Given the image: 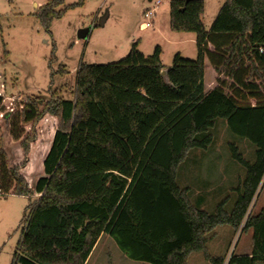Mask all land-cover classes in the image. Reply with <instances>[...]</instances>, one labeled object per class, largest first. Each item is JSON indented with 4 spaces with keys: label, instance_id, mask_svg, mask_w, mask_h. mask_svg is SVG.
<instances>
[{
    "label": "trees",
    "instance_id": "16d2710c",
    "mask_svg": "<svg viewBox=\"0 0 264 264\" xmlns=\"http://www.w3.org/2000/svg\"><path fill=\"white\" fill-rule=\"evenodd\" d=\"M82 4L45 0L36 18L49 33L53 20ZM202 12L201 0L170 1V29L195 35L197 57L176 54L169 84L159 48L146 58L136 42L118 62L80 64L69 100L49 88L47 99L8 102L0 117V196L35 197L11 264H85L101 235L137 262L187 264L201 252L224 264L206 249L220 226L252 230L250 255L232 254L226 264H264V208L248 213L264 176V0H225L209 31ZM6 90L0 76V111ZM217 120L252 144L254 158L227 144L245 175L231 210L224 199L209 213L191 203L176 175L190 151L212 144ZM44 132L51 135L39 154L41 174L30 180L22 171ZM6 133L18 142L14 155L3 146Z\"/></svg>",
    "mask_w": 264,
    "mask_h": 264
},
{
    "label": "rangeland",
    "instance_id": "374dc122",
    "mask_svg": "<svg viewBox=\"0 0 264 264\" xmlns=\"http://www.w3.org/2000/svg\"><path fill=\"white\" fill-rule=\"evenodd\" d=\"M83 0L79 7L68 10L60 19L53 20L49 33L36 18L38 9L45 0H0V76L6 81V101L0 117L8 108L9 101H20L28 97H49L47 90L56 91V96L73 98L76 73L80 64L106 65L118 62L137 42V50L146 58L156 48L160 50V62L167 68L173 57L195 60L197 50L193 33L173 32L169 26L171 0ZM201 21L208 31L225 0H201ZM78 0H64L72 5ZM153 9L155 16L149 20L152 27L144 26L143 14ZM105 17L104 24L98 25ZM85 31V36H81ZM54 56V60H52ZM51 64V69L49 65ZM63 68L64 72L58 73ZM51 73L52 76H51ZM207 70L205 81L209 83ZM223 121L217 120L215 130L210 133L213 142L207 150H192L177 169L176 182L180 188H188L192 204L201 195L206 198L204 211L212 213L215 206L226 199L225 211L229 212L237 199V189L242 182L245 169L234 161L228 143H234L247 161L254 158V147L247 140L229 135ZM2 125V124H1ZM2 131H5L2 126ZM50 133H43V145L31 152L30 163L22 173L28 179L41 174L39 154L48 148ZM3 146L12 155L18 142L7 133L2 135ZM222 165L226 167L222 170ZM230 165V167H227ZM235 167H233V166ZM233 169V170H232ZM239 178V179H237ZM35 197L0 196V264H11L13 254L21 236L23 211ZM264 208V176L249 206V214H257ZM214 240L208 237L207 250L213 257L249 252L252 230L243 231L242 226L234 231L229 226L215 228ZM231 238V239H230ZM228 244H230L228 246ZM222 250L224 253H222ZM87 264H147L128 259L115 241L103 235ZM189 264H210L203 253L191 255Z\"/></svg>",
    "mask_w": 264,
    "mask_h": 264
},
{
    "label": "crops",
    "instance_id": "0c3cea01",
    "mask_svg": "<svg viewBox=\"0 0 264 264\" xmlns=\"http://www.w3.org/2000/svg\"><path fill=\"white\" fill-rule=\"evenodd\" d=\"M217 16V15H216ZM216 18V17H215ZM209 31V30H208ZM195 41V40H194ZM216 126H217V123H216ZM216 126H215V128H216ZM222 126L223 127H225V129H226V125H225V123L223 122L222 123ZM202 151H205V150H202ZM220 165L222 166V170L221 171H225L226 169V167H224V165H222V162H220ZM233 166V165H232ZM227 167H230V165H228ZM233 167H235V166H233ZM233 170V169H232ZM237 179H239V178H237ZM188 189V188H187ZM196 204H199L200 205V208L203 210V206L206 204V198L204 197V195H201L200 197H198L197 198V200H196ZM216 234L214 233V231L212 232V234L209 236V238H211V240H214L215 238H216ZM102 237H103V235H101L100 236V238L98 239V241H97V243L95 244V246H94V248H93V250H92V252L96 249V247L98 246V244L100 243V241H101V239H102ZM231 239V238H230ZM208 242V241H207ZM230 244H228V246H229ZM206 249H207V243H206ZM247 250H244V252H241V253H239L240 254V256L242 255H250V253H251V247H250V249H248V251L249 252H246ZM91 252V253H92ZM207 252H208V250H207ZM91 253H90V255H89V257L91 256ZM194 253H196V252H194ZM222 253H224V251L222 250ZM193 254V253H192ZM191 254V255H192ZM208 254H209V252H208ZM191 255L189 256V258H188V261H187V264H189V261H190V258H191ZM210 255V254H209ZM225 255V254H224ZM224 255L223 256H220V257H224ZM211 256V255H210ZM89 257H88V259H87V261H86V263L85 264H87L88 263V260H89ZM213 257V256H212ZM206 262H208L207 260H206Z\"/></svg>",
    "mask_w": 264,
    "mask_h": 264
},
{
    "label": "built area",
    "instance_id": "2783aa9c",
    "mask_svg": "<svg viewBox=\"0 0 264 264\" xmlns=\"http://www.w3.org/2000/svg\"><path fill=\"white\" fill-rule=\"evenodd\" d=\"M154 5H155V7H158V6L160 5V1H158V0L155 1V4H154ZM154 16H155V11H154L153 9H151V10L149 9V10H147V11L144 12L143 17H144V19L147 20V22H145V24H144V26H145L146 28H150V27H152V23L149 22V20H151ZM229 257H230V256H228V257L226 258L224 264L227 263Z\"/></svg>",
    "mask_w": 264,
    "mask_h": 264
},
{
    "label": "water",
    "instance_id": "95a60500",
    "mask_svg": "<svg viewBox=\"0 0 264 264\" xmlns=\"http://www.w3.org/2000/svg\"><path fill=\"white\" fill-rule=\"evenodd\" d=\"M186 1H189V0H186ZM104 20H105V17L101 18V19L99 20V22H98V25L102 26V25L104 24ZM85 34H86L85 31H81V33H80L81 36H85ZM168 70H169V67L164 68V69L161 71V73H160L161 78H162L167 84H169V82H168V78H167V72H168Z\"/></svg>",
    "mask_w": 264,
    "mask_h": 264
}]
</instances>
